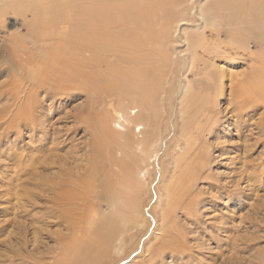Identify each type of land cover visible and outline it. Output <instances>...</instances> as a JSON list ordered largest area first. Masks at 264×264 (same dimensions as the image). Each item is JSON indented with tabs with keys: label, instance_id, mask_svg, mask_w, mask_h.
Here are the masks:
<instances>
[{
	"label": "bare ground",
	"instance_id": "6f19581e",
	"mask_svg": "<svg viewBox=\"0 0 264 264\" xmlns=\"http://www.w3.org/2000/svg\"><path fill=\"white\" fill-rule=\"evenodd\" d=\"M136 1L149 2L151 6L156 3L152 6L154 14L146 16L145 6L122 9L129 23L124 24L126 28L117 27L121 32L116 36H107L106 33L114 32L115 14L110 19L111 14L107 15L103 8L92 14L86 5L92 2V7L95 0H0V33L22 71L12 75L1 92L7 96V106L1 108L5 132L16 130L19 138L26 130H37L38 139L46 145L50 127L44 119L45 110L57 105L60 98L81 99L84 91L88 95L87 104L82 106L85 108L79 109L73 118L86 128L89 143L77 145V151L60 159L55 143L60 141L62 131L55 129L49 156L53 159L49 163L52 176L48 178L44 175L50 158L41 163L37 157V164L25 161L26 154L20 159L22 176L18 181L24 184L32 180L37 186L28 193L24 184L16 194L21 198L37 191L45 197L49 194L56 210L79 225V234L69 246L75 251L71 253L73 259L68 256L64 264H95L98 260L105 264L104 259L110 260L108 255L113 251L116 262L110 260L108 264H119L128 258L132 248L126 251L127 245L133 243L136 249L142 233L150 230L144 199L150 196L154 183L157 201L152 209L156 215L162 210V220L158 224L155 220L137 260L147 254L154 256L156 250L163 257L160 248H156L161 244H168L172 254H180V249L175 251L171 247L178 245V238L171 241L173 244L168 243V235L174 231L170 216L182 203V197H187L184 217L191 220L201 210V201L195 196L200 189L195 190L196 181L212 171L213 160L203 156L209 149L204 151V145H210V134L214 131L221 140L225 131V122L219 126L217 120L221 98L237 115L236 123L264 110V0ZM44 11L52 13L55 20L48 23L45 34L36 35L35 41L31 35L40 31L36 19ZM64 11L72 20L85 16V23L60 24L57 21L67 16ZM116 13L120 15L118 10ZM29 14L35 18L34 24L24 23L34 43L23 39L19 44V33L10 34L6 21L10 15L23 16L28 21ZM93 16L98 21L89 22ZM126 24L141 28L128 30ZM207 31H214L215 38L206 37ZM23 45L30 46L28 56L21 50ZM152 46H158L161 52L150 51ZM133 52L143 53L142 60L134 58ZM204 54L213 62L204 59L202 63ZM109 59L116 60L121 67L133 65L137 71L130 75L128 71H119L117 65H106L104 73L102 68ZM246 63L250 66L238 74ZM174 65L177 74L173 77ZM190 76L198 79L199 84ZM203 82L207 91L202 89ZM201 117L204 119L200 120ZM164 121L167 122L162 128ZM155 168L159 169L157 173ZM83 174L86 177L82 179ZM90 197L97 202L111 197L109 210L103 211L102 203L100 207L88 206ZM86 208L89 213L85 227L80 217L87 216Z\"/></svg>",
	"mask_w": 264,
	"mask_h": 264
},
{
	"label": "rangeland",
	"instance_id": "374dc122",
	"mask_svg": "<svg viewBox=\"0 0 264 264\" xmlns=\"http://www.w3.org/2000/svg\"><path fill=\"white\" fill-rule=\"evenodd\" d=\"M95 1L92 7L91 3L93 1L86 5L92 11V14L95 11L97 13V10L100 12L99 10L102 8L103 11L107 12H105L107 15L111 14L110 19H112V14H115V17L113 16V19L116 21L113 24L114 32L106 33L107 36H116L119 34L121 30L117 27L122 26L126 28L124 24H128L129 22L127 18H124L126 17L123 14L124 12H122L124 9H138L137 7L139 6H145L146 16H150L154 14L152 12V6H156V3H153L151 6L149 2L141 4V1L136 0H128L129 2L126 0V2L124 0H100V8L98 6L99 0ZM57 5L58 1L54 6ZM117 10L123 18L116 13ZM64 13L67 14V11H64ZM27 20L25 21L23 16L14 17L10 15L7 18L6 26L9 33H19L17 39L19 44L23 39H31L28 36L30 33L24 22H27L28 25H33L35 18L29 14ZM54 20L52 13L47 11L42 12L36 19V25L40 31L34 32L35 35H31V37L37 41L38 38L36 35H41L42 32L45 34L48 23ZM89 20V22H95L98 21V18L93 16ZM85 21V16L72 20V16L67 14L64 20L57 22L69 26L70 24H83ZM106 22L107 24L110 23L107 20ZM130 25L132 27L127 26L128 30H130L129 27L137 30L141 28L139 25ZM138 33L142 34V31ZM212 36L215 38V32L212 31L210 33V31H207L206 37L212 38ZM222 37H225V33H222ZM115 38L116 40L114 42L118 45V37ZM33 39L31 41L34 43ZM8 45L9 43L4 41V36L0 33V111L7 106L5 99L7 97L6 92L3 95L1 93L3 86L11 82L12 75L14 76L22 72L18 70V59L14 57L15 53L8 48ZM251 46H254V44ZM20 47L25 56H28L27 53L30 46L23 45ZM152 49L156 52H161L158 46H152L150 51ZM132 54H134V58L141 57V60L143 58V53L133 52ZM202 58V63H205L204 59L213 62L211 58L209 59L207 57V54H204ZM214 60L219 61L217 58H214ZM105 61L106 63L102 68L103 72L111 65H117L116 67H119V71H128V74L137 71L133 65L130 68L124 65L123 68L116 60L111 61L109 59ZM247 64H243V67L239 68L238 74L250 66V64ZM174 67L175 74L173 77L177 74V67L175 65ZM133 68L136 70L134 71ZM133 73L130 75H133ZM180 76L181 73H179ZM173 79L171 77L170 80L174 82ZM190 79H194L198 84L200 82L191 76ZM201 84L203 85L202 89L207 91V84L204 82ZM169 87V85L165 87L167 92L169 91ZM226 92L228 93L229 91L226 90ZM87 98L88 95L85 91L82 94V98L77 100L74 96L71 97V101L66 97L60 99L55 98L58 99L56 100L57 105L52 104L51 109L45 110L46 117L44 119L46 120V125L50 127L46 145H43L38 139L39 132L37 130L33 132L26 130L19 138L15 133L16 130L12 129L5 132V121L2 120L4 117L3 110L0 112V128L3 123V130H0V264H64L68 256L73 259V254L71 255V253H75V251L73 247L69 246L75 240L76 235L79 234V225L73 224L72 220L62 216L61 212L56 210L57 206H55L56 204L49 197V194L45 197L39 195V191H37L33 196H25L22 192L23 196L21 198V195H17L16 193L20 192L18 189L25 187V185L27 191H29L28 193L34 192V187L37 186L36 182L28 180L24 185L22 184V180L18 181L19 176H22V172H20V164L22 161L20 159H24V154H26L25 161L33 160L34 164H37V157L41 158V163L47 158H50L52 134L55 129L62 131L60 141L55 143L60 149L58 151L60 159L69 155L77 145L80 146L83 142L89 143L91 138L89 135H86V128L84 125L76 124L73 118V116L79 114L77 113L79 109L81 111L82 108H85L82 106L87 104ZM228 98L229 96L227 95ZM135 101L138 102V98H135ZM47 102L48 104L50 103V101ZM58 102H61V104L58 105ZM221 103L217 120L219 126L225 122L224 134L220 136L223 137L221 140H218L219 138L217 139L215 137V132L213 131L214 133L212 132L210 134L211 138L208 140L210 145H204V151L208 148L210 150L208 149L205 153L206 155L204 154L203 156L206 159L208 158L209 161L213 160L210 165L212 171L208 173V175L212 176V179L206 180L205 177L208 175H205V177L196 181L195 190L197 188L200 189L195 196L201 201L199 204L201 208L198 207L201 210L195 212V217H192L191 220L190 217H184L183 208L185 207L187 197H182V203L180 202L174 215L170 216L172 219L171 226H174V233L171 232L172 234L168 235L170 238L168 243H172L171 241L173 239L178 238L179 246L173 245L171 247L175 251L180 249V254H172L168 249L170 247L168 244L166 246L161 244L156 248H160L159 250L164 254L163 257H159L160 255L156 250L154 256L147 254L144 259L140 260V258L137 260L141 249H144L146 237L150 235V231L155 227V222L157 221L158 224L162 220V210L158 211L157 214L159 215H156L152 209V206L157 201L154 186L156 183H154L152 185L153 188L151 187V198L148 196L144 199L145 205L148 206L144 214L148 217L150 230H148L149 232L142 233V237L140 236L142 240L136 249H133V243L127 245L126 248L128 249L126 251L129 252L130 248H132L130 251L131 255L119 264H129L134 261H136L135 264H264V110H259L253 115L249 114L251 121L246 119L247 116H244L242 117V121L236 123L237 115L230 108H227L226 100H222L221 98ZM225 109L229 110H227L228 113ZM202 117L200 120L204 119ZM165 122L167 121L162 123V128L165 127ZM195 136L198 137V134L196 133ZM215 157L217 158L216 160L213 159ZM52 160L50 158L46 161L48 163V169L44 175L46 178L52 176V171L49 169L52 165L49 163ZM166 164L168 165V163ZM157 170L159 169L155 168L156 173L158 172ZM83 177H86L85 174L81 178L83 179ZM88 183L87 186H90V181ZM48 190L50 189L48 188ZM192 196L194 197L193 194ZM93 198L90 197L87 200L88 206L94 205L100 207L102 203L103 211L109 210L111 205L109 203H112L111 197L109 200L106 198L104 202H97ZM85 210L87 216L80 212L82 214L80 217L82 221L88 217L87 213H89V209L86 208ZM156 217L160 218V220ZM84 226H87L86 222ZM84 231L83 228L82 233ZM108 256H110L112 262H116L117 257L114 251ZM110 260L104 259V263L106 262L108 264ZM95 264H102V261L98 260Z\"/></svg>",
	"mask_w": 264,
	"mask_h": 264
}]
</instances>
